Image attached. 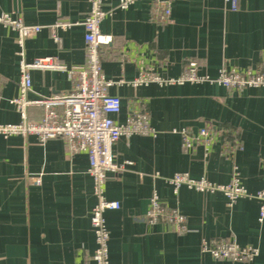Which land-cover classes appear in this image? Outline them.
<instances>
[{
	"label": "crops",
	"instance_id": "0c3cea01",
	"mask_svg": "<svg viewBox=\"0 0 264 264\" xmlns=\"http://www.w3.org/2000/svg\"><path fill=\"white\" fill-rule=\"evenodd\" d=\"M104 0L107 12L99 30L110 36L100 46L106 78L130 81L140 68L164 78L181 76L191 61L205 79L200 82H150L133 87L113 85L121 100L114 119L124 122L144 112L155 135L122 136L114 145L115 161L124 164L105 180L104 197L119 208L103 214L109 232V264H264V220L258 200L237 199L231 206L219 192L202 193L167 182L175 172L225 184L233 170L250 193L262 186L264 170V86L227 89L216 82L222 68L259 69L264 64V0H169L170 18L156 17L154 0ZM88 0H0V14L19 16L41 29L24 40V58L54 56L67 66L85 65L84 27ZM17 31L0 23V123H18L12 100L19 96ZM30 98L74 90L76 80L63 71L32 70ZM42 115L27 110L29 120ZM213 131L215 142L182 146V128ZM84 152L70 154L62 138L39 141L35 135H0V264H93L96 247L90 224L96 203ZM39 176L40 182L31 181ZM167 210L178 209L185 230L169 220L149 222L151 194ZM232 238L253 246L251 261L214 259L201 252L202 242Z\"/></svg>",
	"mask_w": 264,
	"mask_h": 264
},
{
	"label": "built area",
	"instance_id": "2783aa9c",
	"mask_svg": "<svg viewBox=\"0 0 264 264\" xmlns=\"http://www.w3.org/2000/svg\"><path fill=\"white\" fill-rule=\"evenodd\" d=\"M104 0H88L89 11L81 22L84 27L85 65L67 66L57 57H36L31 61L24 58V40L40 29V25L25 24L21 17L12 16L9 13L0 14V23L10 26L17 31V44L19 46V72L20 80L19 96L12 102L16 105L20 114L18 123H0V135L4 138L10 136L35 135L39 141L44 142L50 138H62L70 154L84 152L88 158L87 172L92 177L96 203L90 215V224L94 231L96 247L91 256L93 264H109L108 239L109 232L104 219V212L119 208V202L107 200L104 197L105 180L109 174H116L124 164L115 161L113 145L122 137L134 134L155 135L148 116L144 112L134 111L124 122H117L114 115L121 109V100L117 95L108 92L113 85L128 83L133 87L145 85L150 82L159 84L173 81L200 82L205 79L197 72V63L191 61L180 77L176 79L164 78L151 74L140 68L134 79L113 80L106 78L101 69L99 58L100 46L111 41L110 36L104 35L99 30L101 20L106 16L103 9ZM134 0H120L118 6L126 8ZM238 0H225L231 10L237 9ZM157 12L156 17L165 22L171 15L169 0H154ZM32 70H55L67 72L76 80L74 90L71 92L50 96L37 95L30 98L32 91ZM216 82L227 89L242 90L249 87L264 86V64L256 70H239L236 67L222 68L219 70ZM30 107L42 109V115L38 120H29L27 110ZM180 134L182 146L192 149L195 145L203 147L204 155L210 153L215 142L216 134L208 127H200L196 133L188 129L173 130ZM39 176H32L35 184L40 182ZM167 182L171 184L173 192L177 193L181 186L202 193H222L231 206L237 199L249 197L258 200V220H264V170L262 186L255 193H250L242 184L236 170H233L230 181L219 184L210 181L204 176L191 177L187 172H175ZM149 222L160 219L169 220L174 224L177 232L185 230V217L176 208L167 210L162 206L158 195L153 192L150 198L149 210L146 213ZM201 252L209 254L214 259H226L233 262L251 261L258 255V249L253 246H240L232 238L214 239L203 241Z\"/></svg>",
	"mask_w": 264,
	"mask_h": 264
}]
</instances>
